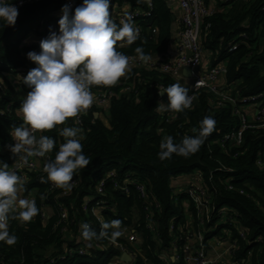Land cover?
<instances>
[{
    "label": "trees",
    "instance_id": "trees-1",
    "mask_svg": "<svg viewBox=\"0 0 264 264\" xmlns=\"http://www.w3.org/2000/svg\"><path fill=\"white\" fill-rule=\"evenodd\" d=\"M64 1L30 2L18 8L14 26H5L0 21V162L9 168L21 158L14 156L8 146L14 144L10 136L14 127L23 124L20 107L24 100L12 80L19 69L29 72L36 67L26 54L40 50L27 46L28 37L46 38L47 26L57 22L54 14L61 12ZM116 1L120 5L127 1L130 7L142 11L149 9L145 0ZM150 1L152 17L140 23L141 37L132 45L117 42V50L128 57L138 58L136 47L143 48L150 58L164 55L169 47L174 14L165 0ZM204 1L213 13L203 20L202 58L209 57L211 65L223 64L225 68L217 92L198 90L192 107L172 118V112L156 110L158 103H168L167 95L158 91L177 81L156 70L135 68L109 87L113 96L106 110L93 103L81 113L80 126H76L75 118H68L64 124L41 132L56 141L48 154L49 159H54L67 139L60 135L61 130L79 128L83 152L91 162L74 174L77 184L71 191L51 188L53 182L47 180L44 165L25 172V191L20 197L35 200L39 213L31 222L10 220L9 232L17 240L13 245L0 242V264H110L113 260L118 261L116 264H127L121 261L122 252L133 258V264H145L142 257L148 264H190L196 245L188 248L185 239L195 244V235L204 228V232L211 228L218 234L225 227L217 224L219 210L224 207L235 212L234 228L230 232L235 243L231 252L233 262L264 264V129L247 130L238 147L220 142L225 134L240 126L232 102L223 96L238 101L262 94L264 101V0ZM149 24L157 30L155 35ZM22 88L26 93L30 91L28 87ZM104 88L93 86L91 92L94 95ZM102 111H106L108 126L99 118ZM206 116L215 119L216 129L198 152L187 157L173 154L169 159L159 158L165 137L172 136L174 143H180L185 136L196 135ZM260 152L261 165L258 164ZM109 173L115 176L104 180L105 197L101 198L96 193L97 183ZM194 173H199L198 180L202 181L211 203L212 221L204 222L203 228L198 227L193 204L186 207L183 204L186 196L175 195L171 186L174 180L189 179ZM42 177L45 182H41ZM133 180L146 188L153 202L149 214L143 211L135 188L125 185ZM117 186H126L128 194H123ZM100 201L105 205L97 211L95 205ZM62 211L67 214L64 220ZM186 213L193 220L190 224ZM113 220L122 222L119 229L130 228L131 235L139 237L137 250L125 239L113 238L114 229L108 230V236L82 241V224H89L99 236L102 224ZM80 248L85 249V254H78ZM176 254L177 258L172 260Z\"/></svg>",
    "mask_w": 264,
    "mask_h": 264
},
{
    "label": "clouds",
    "instance_id": "clouds-1",
    "mask_svg": "<svg viewBox=\"0 0 264 264\" xmlns=\"http://www.w3.org/2000/svg\"><path fill=\"white\" fill-rule=\"evenodd\" d=\"M109 7L110 0H83L70 15L71 6L63 5L58 33L50 32L40 41L39 53L29 51L26 54L36 67L22 77L30 91L20 107L23 125L14 127L10 133L14 144L8 146L10 152L14 156L21 155L25 163L30 156H48L56 144L53 138L37 133L52 130L68 118L86 112L95 100L91 92L93 86H114L130 71L129 57L117 50V42L132 45L139 38V29L134 26L131 15L118 25L112 19ZM18 15L13 2L0 0V21L5 26H14ZM135 52L139 60L145 63L150 60L143 48L136 47ZM190 74L189 71L185 76ZM189 92L190 89L179 82L159 90V94L167 95L168 103H158L156 110L180 113L190 109L194 97ZM200 125L196 135L185 136L180 143H174L172 136L165 137L160 144L159 158L169 159L173 154L187 157L198 152L215 131L216 121L206 116ZM60 135L67 139L59 146L55 158L44 164L43 170L48 181L71 191L74 174L91 161L83 152L79 128L65 127ZM8 168L6 163L0 162V242L13 245L17 238L9 232L10 220L18 218L22 222H31L39 209L35 200L19 198L25 191V181ZM41 182H45L43 177ZM121 223L120 220L103 223L99 236L84 223L81 225L82 238L91 241L105 237L109 235V229H116L111 233L113 238L119 237Z\"/></svg>",
    "mask_w": 264,
    "mask_h": 264
},
{
    "label": "built area",
    "instance_id": "built-area-1",
    "mask_svg": "<svg viewBox=\"0 0 264 264\" xmlns=\"http://www.w3.org/2000/svg\"><path fill=\"white\" fill-rule=\"evenodd\" d=\"M42 0H9L10 3L13 2V4L20 8L23 5L30 3V2H39ZM46 1H59V0H46ZM110 0V4H111ZM179 10L180 15L178 18V25H179V32H178V50L177 55L170 59L165 55L162 56H156L153 58H150V60L145 63L139 58H132L129 57V67L131 69L135 68H147L151 70H156L161 74L167 75L174 80H179L181 78H184L185 75L183 74V69L187 67L190 71V75L188 76L192 81H194L193 88L190 90L189 95L194 97V93L201 89H209L212 92H217V84L220 80V77L223 73H225L224 65H220L217 67L210 68L205 73H200V65L202 60V47L200 45L201 35H202V27H203V20L205 18H208L212 15L213 10H210L204 0H175ZM225 2H229L232 0H224ZM241 1H249V0H241ZM83 0H65L64 4H69L71 6V11H74L75 7L81 5ZM151 3L148 5L149 9L147 11H142L139 9H123L122 12H118L114 16L111 14L115 20L121 24L122 21L126 20L129 15L132 16L133 24L135 27L139 29V38L142 35V29L140 28L141 22H146L147 19H150L152 17V10H151ZM109 11L111 12V9L109 7ZM112 13V12H111ZM62 13L59 15V18L61 17ZM58 19L57 22H52L47 26V32L48 35L50 32H57L59 31L58 28ZM148 24V23H147ZM209 26H206V29ZM149 28L151 30V33L155 35L157 33V30L154 28H151L149 24ZM48 37V36H47ZM46 37V38H47ZM45 38V39H46ZM235 46L231 47L230 51ZM39 46L38 49L39 50ZM38 53V52H37ZM16 77L12 80L13 86L15 89L22 94V96L25 98L27 93L23 91L22 88L25 86L23 84V78L28 73L27 69H19L17 71ZM26 87V86H25ZM2 89L1 83H0V90ZM113 94L110 91L109 87H105L104 89L96 92L94 94L95 100L94 104L98 105L100 107H103L104 109L107 108L109 98L112 97ZM223 99L232 102L234 107V114L240 119V126L236 130H232L231 132H228L221 138V144H233L234 146L238 147L241 146L243 143V134L247 130H254V129H264V101H263V95L257 94L250 97H242L238 101H233L230 98L223 96ZM193 100V102H194ZM238 105V106H237ZM7 109L9 110V106H7ZM173 113L172 118H175L176 112L170 111ZM83 114H80L78 117L75 118V124L76 126H80L81 124V116ZM78 121V123H77ZM23 125V124H22ZM37 135H41L40 133H37ZM262 150L264 151V142L262 145ZM262 154L261 152L258 155V164H262ZM49 160V155L46 157H35L30 156L27 158V163L23 159H19L15 162H13L9 168V171H15L23 180L26 178L25 172L30 170H36L39 168V164H45ZM41 165V166H43ZM227 173H233L230 169H224ZM115 173H109L100 180H98L97 183V194L101 198L105 197L103 192V186H104V180L106 178L114 177ZM192 179L188 180L187 184L183 186L182 191H175V195L184 194L186 196V202H189V205L194 206L196 209V221L199 222L198 227L203 228L204 222H210L212 221V218L209 215V207H210V201L207 197L204 188L202 186V181L198 180L200 178L199 173H195L192 175ZM74 179V186H76V178ZM125 185L133 186L138 194V199L140 200V203L142 205V209L144 212L149 214L152 210L153 202L149 199V196L147 194L146 188L138 183L136 180L128 181L125 183ZM73 186V187H74ZM57 186L52 183L51 188H56ZM117 189H119L123 194H128V189L126 186H117ZM20 197V196H19ZM175 200H177V197H175ZM88 201L85 203L87 204ZM101 205H105L104 202L100 201L97 202L95 205L96 210L100 211L103 210L104 207H100ZM188 205V206H189ZM99 206V207H98ZM19 211V208H17V212ZM66 212H61V218L62 220L66 219ZM219 219H218V225H222L225 227H222V229L217 231L215 229L207 230L204 232L205 228L203 229V232H199L195 235L196 238V246L194 253L191 258L190 264H236L233 262L231 258V252L232 249L235 246V243L230 239V232L234 228L232 224H234V219L232 216H235V212L233 210H229L227 208H223L219 210ZM191 219V221H190ZM187 222L188 224L192 223L193 220L190 216H187ZM171 228L173 225L170 226ZM149 228V227H148ZM237 228V227H235ZM223 236V238H220L218 235ZM137 236L131 235L130 238L132 240L136 241ZM241 238H244L243 234H240ZM194 238V239H195ZM208 238V239H207ZM83 242H87L82 238ZM216 239V243L219 246H223L225 244H229L228 251L226 253V258H217L210 257L208 255L209 253V246L208 241ZM186 242H190L191 239L186 238ZM207 242V245H204V243ZM130 244V243H129ZM133 249L137 250L135 245H130ZM222 248V247H221ZM79 255L85 254V249L80 248L78 251ZM124 254V252H122ZM131 258V263L127 264H133V258ZM122 261V260H121ZM118 261L113 260L110 264H116ZM51 263H54V260L51 261Z\"/></svg>",
    "mask_w": 264,
    "mask_h": 264
},
{
    "label": "crops",
    "instance_id": "crops-1",
    "mask_svg": "<svg viewBox=\"0 0 264 264\" xmlns=\"http://www.w3.org/2000/svg\"><path fill=\"white\" fill-rule=\"evenodd\" d=\"M145 1H146V3L148 5L151 3L150 0H145ZM165 1H166V4H167L168 8H170V10L172 11V13L174 15H173V18H172V23L170 25L171 40H170V44H169V47L167 49V52L164 55L167 56L170 59H173L177 55V50H178V42H179V39H178V32H179L178 18H179V15H180V10H179V7H178V5H177V3H176L175 0H165ZM117 5H118V9H116V6ZM215 8H217V6H215ZM215 8H213V9H215ZM110 9H111V12H112V13L111 12L110 13L114 16L115 15L114 13L122 12L123 9H131V10H134V9H137V8L130 7V3L127 2V1H125V3H123L122 5H120V4L117 3L116 0H112L111 1V4H110ZM60 14H61V12L54 14V16H56L55 17L56 18L55 19L56 21L59 18V15ZM28 39H30V41L29 42L27 41L28 42L27 46H31V47H34V48L38 49V46L40 44V41L42 39H45V37H41L40 38L39 36L37 37V36L30 35L28 37ZM39 50H40V48H39ZM213 67H215V66L211 65V59L209 57H205V58H202V60H201V65H200L199 70H200V73H205L206 71H208L210 68H213ZM131 70L132 69L130 68V71ZM130 71H128L126 73V75L124 77H121V78L127 77L128 73ZM189 79L190 78L188 76H185L184 78L179 79V82H183V83L189 82ZM165 104H167V103H165ZM104 110H106V109H104ZM99 118H100L101 122L104 123V125L108 126L106 111H102L99 114ZM41 165H43V164L42 163L39 164V167ZM192 177L193 176H190L188 180L192 179ZM187 182H180L179 183L178 180H176V183L179 186H185L187 184ZM215 241H216V239H212V240H209L208 241V246L210 247L209 248L208 255L210 257H212V258L215 257V256L217 258H220V259L226 258L227 257L226 256V253L228 251L229 244H225L223 246H219ZM174 258H177V254L175 255V257L172 258V260Z\"/></svg>",
    "mask_w": 264,
    "mask_h": 264
},
{
    "label": "rangeland",
    "instance_id": "rangeland-1",
    "mask_svg": "<svg viewBox=\"0 0 264 264\" xmlns=\"http://www.w3.org/2000/svg\"><path fill=\"white\" fill-rule=\"evenodd\" d=\"M116 9H118V5L116 6ZM114 14H117V13H114ZM177 82H179V80H177ZM179 83H181L183 86L188 87L190 90L193 88V85H194V81H192L191 79H189V82H185V83L179 82ZM187 181H188L187 177L178 179L179 183L180 182H187ZM171 186L174 189L173 190L174 192L175 191L179 192V191H182V189H183V186L177 185L175 180L171 183ZM19 198H21V197H19ZM21 199H24V198H21ZM183 204H185L186 207H188L189 202L184 201ZM134 216H135L134 217V222H136L137 221V212L136 211L134 212ZM186 216H189V214L186 213ZM190 221H191V219H190ZM171 225H173V223H171L170 226ZM118 230L122 233L119 236L121 239H125L128 243H130V245H135L136 248L140 247V242H139V237L138 236L136 237V241H134V240H132V238H130L131 237V231H130L131 229L130 228H124V229H118ZM114 231H116V229H114ZM195 245H196V243L195 244H191V242H189L187 247L188 248L189 247H194ZM192 252H194V251H192ZM142 259L144 260L145 264H148V262L143 257H142ZM174 259H176V258H174Z\"/></svg>",
    "mask_w": 264,
    "mask_h": 264
},
{
    "label": "water",
    "instance_id": "water-1",
    "mask_svg": "<svg viewBox=\"0 0 264 264\" xmlns=\"http://www.w3.org/2000/svg\"><path fill=\"white\" fill-rule=\"evenodd\" d=\"M187 72H189V69L185 67L183 69V74L185 75ZM95 117H97V115ZM121 260L122 262H125V263H131V258L127 254H122Z\"/></svg>",
    "mask_w": 264,
    "mask_h": 264
}]
</instances>
